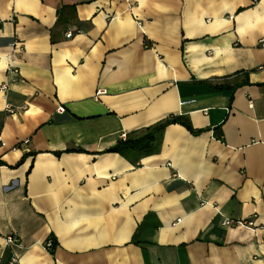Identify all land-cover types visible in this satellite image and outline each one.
<instances>
[{
	"label": "crops",
	"instance_id": "1",
	"mask_svg": "<svg viewBox=\"0 0 264 264\" xmlns=\"http://www.w3.org/2000/svg\"><path fill=\"white\" fill-rule=\"evenodd\" d=\"M12 259L264 264L263 0H0Z\"/></svg>",
	"mask_w": 264,
	"mask_h": 264
},
{
	"label": "built area",
	"instance_id": "2",
	"mask_svg": "<svg viewBox=\"0 0 264 264\" xmlns=\"http://www.w3.org/2000/svg\"><path fill=\"white\" fill-rule=\"evenodd\" d=\"M254 2H258V0H253ZM263 4H264V0H263ZM72 35L71 32H67L66 33V37H70ZM6 112L7 113H10L12 114L14 111L12 108H10L9 106L6 107ZM55 113L58 114V115H62L65 113V109L63 106H57L56 110H55ZM122 138L124 137V135L121 136ZM28 142V140H24L23 141V144H26ZM2 146H4L5 144L2 143L1 144ZM225 226H229L232 224V222L230 220H225L224 223H223ZM235 225L236 226H241V227H244V228H249V229H252L253 228V222L251 220H243V221H239V222H235ZM4 245L5 246H8V245H12L14 243V239L11 238V237H7L5 238L4 240ZM45 247L48 249L51 247V241H48L45 245ZM16 259H12L10 264H16Z\"/></svg>",
	"mask_w": 264,
	"mask_h": 264
},
{
	"label": "trees",
	"instance_id": "3",
	"mask_svg": "<svg viewBox=\"0 0 264 264\" xmlns=\"http://www.w3.org/2000/svg\"><path fill=\"white\" fill-rule=\"evenodd\" d=\"M164 127V125H160L156 128V130H160ZM154 134L155 132L148 133L143 139H139L137 141H133L132 143L128 144L129 146L131 145L132 148H135L139 151H147L149 148L152 147L153 141H154ZM115 151L119 150L118 147L116 146Z\"/></svg>",
	"mask_w": 264,
	"mask_h": 264
}]
</instances>
